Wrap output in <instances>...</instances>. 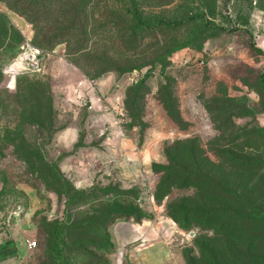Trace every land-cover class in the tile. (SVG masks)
Returning a JSON list of instances; mask_svg holds the SVG:
<instances>
[{"label": "rangeland", "instance_id": "obj_1", "mask_svg": "<svg viewBox=\"0 0 264 264\" xmlns=\"http://www.w3.org/2000/svg\"><path fill=\"white\" fill-rule=\"evenodd\" d=\"M25 1L0 0L13 263L264 264V0H135L148 26L132 0ZM202 13L223 29L156 25ZM27 42L42 71L14 85Z\"/></svg>", "mask_w": 264, "mask_h": 264}, {"label": "built area", "instance_id": "obj_2", "mask_svg": "<svg viewBox=\"0 0 264 264\" xmlns=\"http://www.w3.org/2000/svg\"><path fill=\"white\" fill-rule=\"evenodd\" d=\"M41 55L42 50L40 47L29 42L22 44L19 53L6 67V73L11 76V83L15 85L17 75H20L23 72H41ZM86 84H88L90 88H94L97 85V81L81 79L76 82L74 85L76 100L81 107H87L89 110H93L95 109L94 102L92 99H88V96L84 93V88L87 87ZM28 242L31 249L36 248V240Z\"/></svg>", "mask_w": 264, "mask_h": 264}, {"label": "trees", "instance_id": "obj_3", "mask_svg": "<svg viewBox=\"0 0 264 264\" xmlns=\"http://www.w3.org/2000/svg\"><path fill=\"white\" fill-rule=\"evenodd\" d=\"M18 2L21 1V0H17ZM132 4H133V9H132V16L134 18V20L140 24V25H144V26H148L141 11L138 9L137 7V4L135 2V0H132ZM14 7L17 6V5H13ZM30 6H31V3L28 2V0L25 1V7L26 9H22V12L24 15L28 16V18L31 20V17H29V10H30ZM203 17V20H204V24L205 26H208V27H211V28H217V29H223V27L221 26H218L214 21L208 19L204 13L201 14H196V15H192V16H189V17H185V18H181V19H176V20H171V19H168V18H161L157 21L156 25H161V24H164L166 26H177V25H181L183 23H186V22H189V21H199L201 20ZM153 26V25H152ZM151 26V27H152ZM258 51L262 52L261 49L257 48ZM20 49L18 50L17 54L19 53ZM262 80L264 81V74L262 75ZM168 177H171V175H168L167 176V179ZM187 224H189L187 222Z\"/></svg>", "mask_w": 264, "mask_h": 264}, {"label": "crops", "instance_id": "obj_4", "mask_svg": "<svg viewBox=\"0 0 264 264\" xmlns=\"http://www.w3.org/2000/svg\"><path fill=\"white\" fill-rule=\"evenodd\" d=\"M16 246L18 244L13 240L12 235L3 232L0 227V264H14L12 254Z\"/></svg>", "mask_w": 264, "mask_h": 264}]
</instances>
